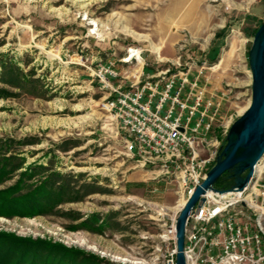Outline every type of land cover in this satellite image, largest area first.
Instances as JSON below:
<instances>
[{
    "label": "rangeland",
    "instance_id": "obj_1",
    "mask_svg": "<svg viewBox=\"0 0 264 264\" xmlns=\"http://www.w3.org/2000/svg\"><path fill=\"white\" fill-rule=\"evenodd\" d=\"M262 23L264 0H0L1 236L40 241L33 264H165L182 187L126 153L100 65L114 87L167 68L198 76L221 99L224 144Z\"/></svg>",
    "mask_w": 264,
    "mask_h": 264
},
{
    "label": "built area",
    "instance_id": "obj_2",
    "mask_svg": "<svg viewBox=\"0 0 264 264\" xmlns=\"http://www.w3.org/2000/svg\"><path fill=\"white\" fill-rule=\"evenodd\" d=\"M112 67L101 64L97 75L110 89L101 107L114 116L126 153L140 166L176 180L186 200L223 145L212 135L221 99L198 76L190 79L188 71L169 68L114 87L110 79L118 73ZM202 196L185 225L186 264H264V153L243 190ZM175 221L168 228L173 247L165 264H175Z\"/></svg>",
    "mask_w": 264,
    "mask_h": 264
},
{
    "label": "water",
    "instance_id": "obj_3",
    "mask_svg": "<svg viewBox=\"0 0 264 264\" xmlns=\"http://www.w3.org/2000/svg\"><path fill=\"white\" fill-rule=\"evenodd\" d=\"M251 95L242 114L229 126L225 142L205 178L187 197L175 221V264H186L184 256L185 225L194 205L204 200L208 191L225 193L243 190L251 181L256 165L264 153V23L255 32L248 50ZM227 173V188L215 182Z\"/></svg>",
    "mask_w": 264,
    "mask_h": 264
},
{
    "label": "trees",
    "instance_id": "obj_4",
    "mask_svg": "<svg viewBox=\"0 0 264 264\" xmlns=\"http://www.w3.org/2000/svg\"><path fill=\"white\" fill-rule=\"evenodd\" d=\"M226 175L227 173L222 174L219 177V179L215 182L214 186L216 188H219V189L227 188L231 184V179H228ZM21 203L24 204L25 202H21ZM10 237L11 239H8V238L1 236L0 234V264H33L32 260L30 262H27L25 260V256L27 253L30 252L33 245L38 242L40 243V241L35 242V241H30L29 239L25 240V239L17 238L14 236H10ZM27 242L30 245L26 244ZM38 246L40 247V245ZM38 246H36L33 249H38ZM50 246L51 245L48 244V245L42 246L41 248L49 249ZM33 249H32V252H34ZM61 249H64V248L61 247ZM33 258H35V256Z\"/></svg>",
    "mask_w": 264,
    "mask_h": 264
},
{
    "label": "bare ground",
    "instance_id": "obj_5",
    "mask_svg": "<svg viewBox=\"0 0 264 264\" xmlns=\"http://www.w3.org/2000/svg\"><path fill=\"white\" fill-rule=\"evenodd\" d=\"M95 26H97V24L95 23ZM130 51H133V50H130ZM135 53V52H134ZM134 53H132V57L133 56H135V54ZM134 54V55H133ZM139 59V56H137L136 57V60H138ZM139 62H141L140 60H139ZM82 121V120H81ZM184 199V198H183ZM183 199H181L179 202H178V204H177V206H176V210L177 211H179L180 209H181V207L183 206V204H184V202H185V199L183 200Z\"/></svg>",
    "mask_w": 264,
    "mask_h": 264
},
{
    "label": "crops",
    "instance_id": "obj_6",
    "mask_svg": "<svg viewBox=\"0 0 264 264\" xmlns=\"http://www.w3.org/2000/svg\"><path fill=\"white\" fill-rule=\"evenodd\" d=\"M222 1H227V0H222ZM252 1V0H248V3ZM196 7V4L194 5V8ZM191 14V13H190Z\"/></svg>",
    "mask_w": 264,
    "mask_h": 264
}]
</instances>
